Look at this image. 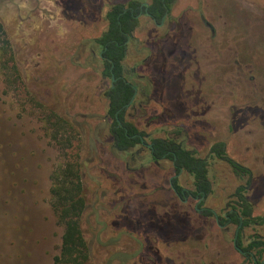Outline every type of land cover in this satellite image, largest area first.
I'll use <instances>...</instances> for the list:
<instances>
[{
  "label": "rangeland",
  "instance_id": "obj_1",
  "mask_svg": "<svg viewBox=\"0 0 264 264\" xmlns=\"http://www.w3.org/2000/svg\"><path fill=\"white\" fill-rule=\"evenodd\" d=\"M128 1L42 0L24 22L0 2V264H53L62 227L49 176L72 160L81 166L94 264H254L233 244L236 226L215 215L235 204L241 185L253 214L264 216V0H175L161 25L142 13L126 44L122 73L137 93L125 120L145 143L174 137L207 160L202 206L211 216L195 209L199 198L175 194L171 162L152 161L145 143L111 147V80L91 40L106 28L108 7ZM219 140L248 175L209 151ZM176 177L193 190L189 173ZM263 238L264 225H251L239 239Z\"/></svg>",
  "mask_w": 264,
  "mask_h": 264
},
{
  "label": "trees",
  "instance_id": "obj_2",
  "mask_svg": "<svg viewBox=\"0 0 264 264\" xmlns=\"http://www.w3.org/2000/svg\"><path fill=\"white\" fill-rule=\"evenodd\" d=\"M40 1L42 0H0L2 13L12 12V17L16 22L35 19L39 15ZM174 2L175 0H150L147 7L149 18L155 19L157 23L161 22L163 17L169 14ZM138 5L137 1H129L127 6L122 3L110 5L104 13L106 28L91 40L93 47L96 46L99 51L98 56L103 66L102 75L108 76L110 80L112 75L115 78L104 91V96L108 101L106 116L111 121L108 126V132L112 137L111 147L121 152L129 151L141 142L136 135L139 132L137 127L132 122L126 121L124 117L136 86L131 84L122 73V61L126 56V41L138 24L137 18L134 17L139 11ZM2 13H0V36L4 28ZM0 50H2L1 47ZM234 63L237 64V61L235 60ZM62 123L64 126L69 127L70 125L65 121ZM67 129L65 128L64 132ZM140 134L142 135L141 132ZM57 136L55 135V139H58ZM69 139L68 136L66 140L70 145L71 140ZM150 143L149 154L152 161L169 160L175 175L183 170L192 176L193 190L183 189L178 184L176 176L171 178V186L178 196L185 198L192 194L199 199L207 197L211 185L208 179V163L205 158L196 156L192 150L185 148L174 137H155L150 140ZM209 151L218 159L225 161L237 175L249 174L246 166L226 154L223 141L213 142ZM49 179L50 207L56 222L62 227L60 246L58 253L53 257V264H94L91 258V244L86 239L83 229L86 200L83 194L80 163L72 160L57 164L51 171ZM232 195L235 198V204L229 206L225 215L218 216V222L234 224L236 226L234 236L236 249H240L239 251L245 257L251 258L254 264H260L261 259L264 258L262 257L264 238L253 239L247 246H241L239 238L243 227L264 225V216L253 214V207L245 197L243 186H237ZM198 206L202 207V201ZM199 213L205 216L214 215V211L206 207ZM252 249L256 250L260 260L251 254ZM261 264H264V260Z\"/></svg>",
  "mask_w": 264,
  "mask_h": 264
},
{
  "label": "flooded vegetation",
  "instance_id": "obj_3",
  "mask_svg": "<svg viewBox=\"0 0 264 264\" xmlns=\"http://www.w3.org/2000/svg\"><path fill=\"white\" fill-rule=\"evenodd\" d=\"M129 1H135V0H129ZM129 1H128V2H129ZM149 1H150V0H149ZM128 2H127L126 4H124V5L127 6V5H128ZM148 4H149V2H140V3H139V5H138V7H139V11L134 15V17L137 18V20H138V17H139L142 13L149 17V14H148V12H147ZM132 10H133V9H132ZM164 18H165V17H163V19H162L161 22H159V23H157L155 19H153L152 21H153L154 23H157V25H161V24L163 23ZM131 32H132V31H131ZM130 37H131V33H130V35L128 36L127 41L129 40ZM127 41H126V44H127ZM113 77H114V75H113ZM114 79H115V78H114ZM114 79H113V80H114ZM113 80H111V82H112ZM111 82H110V83H111ZM136 93H137V88H135V92H134L133 97H132L130 103L128 104V106L131 105V103H132V101H133L134 96L136 95ZM118 124L121 125L120 121H118ZM136 135L139 137V139H140V141H141L140 143H145V141H144V137H143V134L141 135V134H140V131H139L138 133H136ZM145 137H147V135H145ZM145 145H146V147H147L148 150H149V147H150L151 143L148 142V143H145ZM156 162H157V161H156ZM181 171H182V170H181ZM181 171H180V172H181ZM180 172H179V173H180ZM179 173H178V174H179ZM176 175H177V174H176ZM176 175H173V176H176ZM171 178H172V177H171ZM170 185H171V179H170ZM171 188H172V186H171ZM182 188H183V187H182ZM172 189H173V188H172ZM183 189H184V188H183ZM173 191H174L175 194L178 196L177 192H176L174 189H173ZM178 197L181 198L180 196H178ZM187 197L195 198V196H193L192 194H189L188 196H186V197L183 198V199L186 200ZM202 199H203V197H201V198L196 202V204H195V209H196L198 212H201V211L204 209L203 206H202V207H199V206H198V205L201 203ZM214 215H215V212H214ZM224 215H225V213H224ZM215 219H216V221H218V216H217V215H215ZM246 258H247V257H246ZM263 260H264V258L261 259V262H262ZM261 262H260V264H261Z\"/></svg>",
  "mask_w": 264,
  "mask_h": 264
},
{
  "label": "water",
  "instance_id": "obj_4",
  "mask_svg": "<svg viewBox=\"0 0 264 264\" xmlns=\"http://www.w3.org/2000/svg\"><path fill=\"white\" fill-rule=\"evenodd\" d=\"M114 79V77H113V75L111 76V80H113ZM233 244L236 246V243H235V237H234V239H233ZM237 247V246H236ZM239 249V248H238ZM240 250V249H239ZM263 262V261H262Z\"/></svg>",
  "mask_w": 264,
  "mask_h": 264
}]
</instances>
